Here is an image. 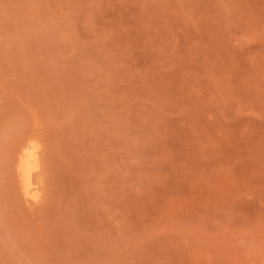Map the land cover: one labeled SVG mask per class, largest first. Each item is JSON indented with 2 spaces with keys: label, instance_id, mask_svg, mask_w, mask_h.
Wrapping results in <instances>:
<instances>
[{
  "label": "rangeland",
  "instance_id": "374dc122",
  "mask_svg": "<svg viewBox=\"0 0 264 264\" xmlns=\"http://www.w3.org/2000/svg\"><path fill=\"white\" fill-rule=\"evenodd\" d=\"M0 264H264V0H0Z\"/></svg>",
  "mask_w": 264,
  "mask_h": 264
},
{
  "label": "bare ground",
  "instance_id": "6f19581e",
  "mask_svg": "<svg viewBox=\"0 0 264 264\" xmlns=\"http://www.w3.org/2000/svg\"><path fill=\"white\" fill-rule=\"evenodd\" d=\"M37 146L35 144H31L28 146L23 154V161L21 165V172L23 174L24 185L27 192H29L31 186V172L37 166L36 163V153Z\"/></svg>",
  "mask_w": 264,
  "mask_h": 264
}]
</instances>
